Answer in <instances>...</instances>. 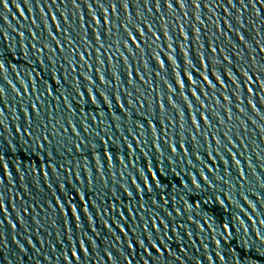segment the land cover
Listing matches in <instances>:
<instances>
[{
	"label": "water",
	"instance_id": "water-1",
	"mask_svg": "<svg viewBox=\"0 0 264 264\" xmlns=\"http://www.w3.org/2000/svg\"><path fill=\"white\" fill-rule=\"evenodd\" d=\"M0 264H264V0H0Z\"/></svg>",
	"mask_w": 264,
	"mask_h": 264
}]
</instances>
